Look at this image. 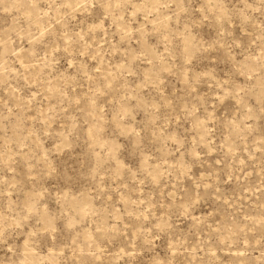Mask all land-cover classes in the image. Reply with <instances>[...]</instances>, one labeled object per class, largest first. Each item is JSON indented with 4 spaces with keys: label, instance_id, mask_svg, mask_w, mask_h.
I'll return each instance as SVG.
<instances>
[{
    "label": "rangeland",
    "instance_id": "1",
    "mask_svg": "<svg viewBox=\"0 0 264 264\" xmlns=\"http://www.w3.org/2000/svg\"><path fill=\"white\" fill-rule=\"evenodd\" d=\"M0 264H264V0H0Z\"/></svg>",
    "mask_w": 264,
    "mask_h": 264
}]
</instances>
